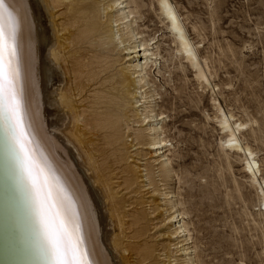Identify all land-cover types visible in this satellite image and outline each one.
<instances>
[{"label":"rangeland","instance_id":"rangeland-1","mask_svg":"<svg viewBox=\"0 0 264 264\" xmlns=\"http://www.w3.org/2000/svg\"><path fill=\"white\" fill-rule=\"evenodd\" d=\"M131 1L52 6L50 18L53 29L64 36L75 24L77 10L88 6L107 43L101 47L96 36H81L60 52L63 67L71 71L64 86L75 90L81 127L95 113L114 109L103 105L116 94L113 77L126 74L132 81L148 74L138 89L121 92L127 105L113 145L105 131L95 133L90 147L119 212V223L109 220L106 231L119 237L131 264H264V207L246 169L249 156L229 151V136L219 125L222 110L233 117L234 128L244 126L237 136L243 147L253 150L264 187V0H169L195 47L202 81L178 53L160 0ZM129 11L136 15L124 19ZM81 26L72 30L78 35ZM129 26L134 39L127 37ZM111 30H121L116 37L125 43L119 44ZM142 42L151 45L150 56L139 49ZM147 59L150 70L142 74L136 66ZM158 127L164 129L161 137L150 131ZM87 128L91 139L93 126ZM154 138L167 140L168 146L156 144ZM165 155L168 167L163 166ZM85 175L95 189L88 179L91 173ZM180 212L184 215L177 218ZM102 213L108 215L104 209ZM182 217L189 245L182 242L188 239L182 237ZM186 248H194V254L186 256Z\"/></svg>","mask_w":264,"mask_h":264},{"label":"bare ground","instance_id":"bare-ground-1","mask_svg":"<svg viewBox=\"0 0 264 264\" xmlns=\"http://www.w3.org/2000/svg\"><path fill=\"white\" fill-rule=\"evenodd\" d=\"M83 1L11 0L9 7V11L12 12L11 28L15 32L18 59L16 88L21 107L17 112L19 118L17 128L14 120L0 106V264H55L46 238L37 189L33 187L29 175V162L32 165V173L38 176V184L43 193L50 192V202H55L60 213L68 220L69 227L82 238L81 247L87 251L86 259L91 264H131V258L127 255L128 249L124 247L119 237L111 231H106L109 220L119 223V212L113 202L110 185L96 166L95 156L90 147L95 144L93 140V137L97 136L95 133L105 131L106 139L113 145L114 134L127 105L126 98L121 92L124 88L135 86L138 89V86L142 85V81L147 79L146 72L150 70L149 60L147 59L141 66H136L141 70L140 73L146 74L139 75L138 80L130 81L126 74L113 77L112 84L116 94L110 95L103 105L108 104L114 109L105 108L104 111L95 113L94 118L86 124V129L81 127L80 119L83 115L78 113L74 106L75 90L70 89V86H64V78L71 77V71L66 66L63 67L65 60L60 56V52L70 49L71 44H74V38L79 39L81 36L85 40L96 36L101 47L107 43L105 36L101 35L102 27L98 18L88 6L77 10L79 16L71 27L73 29L80 24L83 25L82 29L77 30L78 35L72 29L66 30L68 33L64 36L58 35L52 27L50 18L52 6L72 7L74 3L78 6ZM131 2L134 3L133 0ZM129 4L124 10L128 9ZM160 10L178 43V53L185 57L194 70H198V80L203 79L195 47L186 36L174 6L169 0H160ZM133 14L136 15L132 11L125 12L124 19L130 20ZM119 15L121 14H118V17ZM131 26L126 28V31H129L127 35L129 38L135 36ZM119 31L121 30L117 32ZM111 32L114 33L115 40L120 41L119 44L125 43L116 37L117 32L112 30ZM150 46L142 42L139 49H142L140 50L144 52V56L149 55L147 51ZM79 70L80 76H83L84 71ZM203 81L205 82V79ZM127 82L130 83L129 86H126ZM132 97L136 99L134 95ZM220 112L222 115L220 129L229 136L228 142L226 140L227 148L229 151H240L249 156L247 161L244 160L246 169L250 173L251 183L258 187H255L257 190L259 189L258 193L264 207V187L257 178L260 166L255 161L253 150L243 147L237 136V132L244 129V126L235 125V128L237 126L235 129L231 123L233 117L228 118L222 110ZM91 125L94 134L88 139L87 127ZM163 130V127L150 129L158 137L162 135ZM154 139L156 144L168 146L167 140ZM77 157L82 159V162H79ZM163 162V166L168 167L169 157L165 155ZM86 172L91 173L88 179L91 185H97L95 189H91L85 180ZM100 205L106 206L102 210L104 209L108 215L102 213ZM183 215L184 213L180 212L177 218ZM179 222L182 224V237L188 238L182 242L189 245L191 238L188 225L183 217ZM193 251L195 252L194 248H186L184 253L189 256ZM144 254L147 259L148 252L145 251Z\"/></svg>","mask_w":264,"mask_h":264},{"label":"snow or ice","instance_id":"snow-or-ice-1","mask_svg":"<svg viewBox=\"0 0 264 264\" xmlns=\"http://www.w3.org/2000/svg\"><path fill=\"white\" fill-rule=\"evenodd\" d=\"M10 4L11 0H7V2L0 0V106L19 128L17 112L21 105L16 88L18 59L15 32L11 28ZM29 175L33 187L37 189L46 238L55 264H91L86 259V249L81 247L82 238L69 227L68 220L60 213L55 202H50V192L43 193L38 184V176L32 173L31 162H29Z\"/></svg>","mask_w":264,"mask_h":264}]
</instances>
